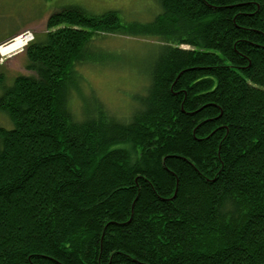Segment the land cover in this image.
<instances>
[{
    "label": "trees",
    "instance_id": "16d2710c",
    "mask_svg": "<svg viewBox=\"0 0 264 264\" xmlns=\"http://www.w3.org/2000/svg\"><path fill=\"white\" fill-rule=\"evenodd\" d=\"M147 23L69 7L0 98V264H264V0H155ZM151 37L128 121H79L88 50Z\"/></svg>",
    "mask_w": 264,
    "mask_h": 264
},
{
    "label": "rangeland",
    "instance_id": "374dc122",
    "mask_svg": "<svg viewBox=\"0 0 264 264\" xmlns=\"http://www.w3.org/2000/svg\"><path fill=\"white\" fill-rule=\"evenodd\" d=\"M69 7L81 8L91 16L114 11L125 25L147 24L160 13L155 0H0V47L11 43L17 34L31 33L36 41L43 38L49 18ZM88 51L99 59L80 69V93L72 94L70 99L73 115L81 121L90 110L95 113L97 105H103L114 117L130 120L139 107L135 97L147 94L148 74L160 52L157 41L151 37L106 35L96 39ZM26 54L0 55V98L17 77L34 75L27 69ZM12 128L0 111V129Z\"/></svg>",
    "mask_w": 264,
    "mask_h": 264
},
{
    "label": "bare ground",
    "instance_id": "6f19581e",
    "mask_svg": "<svg viewBox=\"0 0 264 264\" xmlns=\"http://www.w3.org/2000/svg\"><path fill=\"white\" fill-rule=\"evenodd\" d=\"M159 9V8H158ZM11 43L0 47V55L6 57L8 55L22 53L25 49L35 41V37L31 33H23L11 39Z\"/></svg>",
    "mask_w": 264,
    "mask_h": 264
},
{
    "label": "crops",
    "instance_id": "0c3cea01",
    "mask_svg": "<svg viewBox=\"0 0 264 264\" xmlns=\"http://www.w3.org/2000/svg\"><path fill=\"white\" fill-rule=\"evenodd\" d=\"M18 35H19V34L15 35L14 37H16V36H18ZM14 37H13V38H14ZM11 39H12V38H11ZM3 43H4V42H3Z\"/></svg>",
    "mask_w": 264,
    "mask_h": 264
}]
</instances>
